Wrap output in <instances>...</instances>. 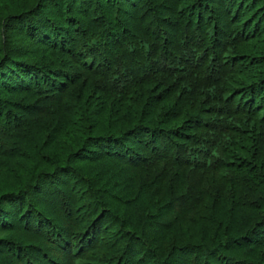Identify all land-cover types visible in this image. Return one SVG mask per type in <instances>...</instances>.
<instances>
[{
    "label": "trees",
    "instance_id": "trees-1",
    "mask_svg": "<svg viewBox=\"0 0 264 264\" xmlns=\"http://www.w3.org/2000/svg\"><path fill=\"white\" fill-rule=\"evenodd\" d=\"M0 264H264V0H0Z\"/></svg>",
    "mask_w": 264,
    "mask_h": 264
}]
</instances>
